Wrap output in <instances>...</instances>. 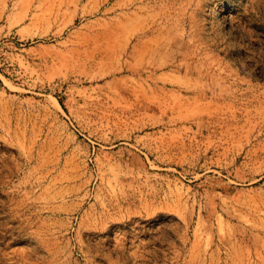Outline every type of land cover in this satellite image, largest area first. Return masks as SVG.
<instances>
[{"label": "rangeland", "instance_id": "obj_1", "mask_svg": "<svg viewBox=\"0 0 264 264\" xmlns=\"http://www.w3.org/2000/svg\"><path fill=\"white\" fill-rule=\"evenodd\" d=\"M0 264H264V0H0Z\"/></svg>", "mask_w": 264, "mask_h": 264}]
</instances>
